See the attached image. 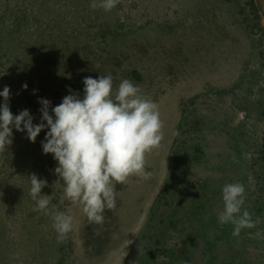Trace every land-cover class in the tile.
I'll use <instances>...</instances> for the list:
<instances>
[{
  "label": "rangeland",
  "instance_id": "rangeland-1",
  "mask_svg": "<svg viewBox=\"0 0 264 264\" xmlns=\"http://www.w3.org/2000/svg\"><path fill=\"white\" fill-rule=\"evenodd\" d=\"M91 3L0 0V92L8 86L11 112L28 109L38 124L39 99L54 107L69 88L82 97L85 77L132 81L164 124L146 155L153 176L116 184V208L89 223L81 205L61 203L57 161L42 150L48 129L34 143L13 129L0 152V264H264V0ZM33 173L74 217L63 243L33 211ZM235 182L255 223L238 237L217 215Z\"/></svg>",
  "mask_w": 264,
  "mask_h": 264
},
{
  "label": "clouds",
  "instance_id": "clouds-1",
  "mask_svg": "<svg viewBox=\"0 0 264 264\" xmlns=\"http://www.w3.org/2000/svg\"><path fill=\"white\" fill-rule=\"evenodd\" d=\"M119 3L120 0H92L90 7L110 12ZM82 82V97L69 88L70 94L54 107L51 101L39 99L42 107L38 124L33 123L35 117L28 109L16 115L11 112L10 88L4 86L0 92L4 101L0 104V152L11 146L13 129L26 131L27 139L33 143L42 130L48 129L41 142L42 150L57 161L54 171L64 185L61 203L66 199L81 205L89 223L103 224L104 212L116 208V184H126L131 177L152 178L153 173L146 170V155L159 148L164 124L158 104L132 81L123 79L116 87L113 76L108 74L88 76ZM22 87L27 89V84ZM29 179L33 211L51 217L57 243H63L73 230L74 217L52 205L51 196L41 194L46 180L34 173ZM248 183L255 184L251 174ZM245 200L243 183L222 187L223 209L217 214L218 223H231L233 236L255 227L251 214L243 209Z\"/></svg>",
  "mask_w": 264,
  "mask_h": 264
}]
</instances>
